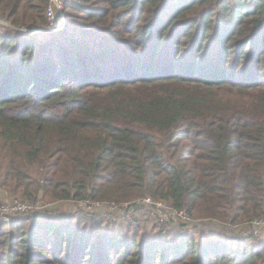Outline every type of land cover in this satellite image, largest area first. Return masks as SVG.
<instances>
[{"label":"trees","instance_id":"1","mask_svg":"<svg viewBox=\"0 0 264 264\" xmlns=\"http://www.w3.org/2000/svg\"><path fill=\"white\" fill-rule=\"evenodd\" d=\"M49 2L0 0V203L194 222L31 211L0 219V264H264L228 228L264 217V0H66L55 32Z\"/></svg>","mask_w":264,"mask_h":264},{"label":"built area","instance_id":"2","mask_svg":"<svg viewBox=\"0 0 264 264\" xmlns=\"http://www.w3.org/2000/svg\"><path fill=\"white\" fill-rule=\"evenodd\" d=\"M65 6L66 0H50L46 10L48 31L55 32L62 28L60 23L64 21ZM0 23L9 26L1 17ZM17 30L26 35L33 34L26 28ZM84 206H89L90 213H98L106 219L126 223L134 228H139L144 222L148 221L176 226L194 222L192 216L186 210L176 209L163 201H158L151 197H142L127 203L80 202V207L83 208ZM39 208L43 209L39 204L31 205L18 200L0 203V219L8 222L11 216L40 211ZM215 224L217 225V223ZM228 228L240 233L249 232L255 237L264 238V217L238 226L228 225Z\"/></svg>","mask_w":264,"mask_h":264},{"label":"rangeland","instance_id":"3","mask_svg":"<svg viewBox=\"0 0 264 264\" xmlns=\"http://www.w3.org/2000/svg\"><path fill=\"white\" fill-rule=\"evenodd\" d=\"M39 201H43V203L45 204H39L40 207L39 208L41 211H43L44 213H49V212H55L56 214L59 212H63L64 214L67 215H71V214H77V213H83L86 215L92 214V212H89V206H84L83 208L80 207V202H69V203H60V202H53V201H44V200H39ZM7 202H11V201H7ZM116 203V202H115ZM40 212V211H38ZM195 224H192L191 226L187 227L186 230H188L189 228L193 227ZM175 228H178L177 226H172Z\"/></svg>","mask_w":264,"mask_h":264}]
</instances>
